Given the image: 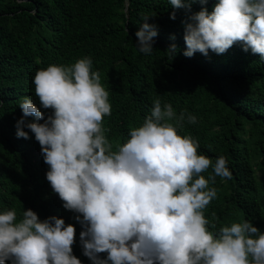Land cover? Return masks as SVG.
Masks as SVG:
<instances>
[{"label": "clouds", "instance_id": "obj_1", "mask_svg": "<svg viewBox=\"0 0 264 264\" xmlns=\"http://www.w3.org/2000/svg\"><path fill=\"white\" fill-rule=\"evenodd\" d=\"M194 2L169 0L175 9ZM148 19L135 33L144 54H151L158 34ZM189 21L186 57L223 54L241 43L264 60V0H218L211 12L201 8ZM166 50L174 57L176 45ZM33 83L40 106L51 115L45 119L23 97L16 136L28 139L24 128L34 134L52 191L66 210L79 214L80 243L92 264H264V233L251 222H232L215 233L208 228L203 210L217 196L209 183L231 179V172L224 156L213 164L198 153L196 140L178 134L185 120L196 123L194 115L177 116L171 104L162 107L155 99L151 114L113 151L105 136L110 130L103 127L111 115L109 92L90 57L39 69ZM30 116L44 122L27 121ZM209 167L213 175L206 179L202 173ZM74 243L75 228L62 218L41 221L31 209L19 219L15 210L0 212V264H81L72 254Z\"/></svg>", "mask_w": 264, "mask_h": 264}, {"label": "trees", "instance_id": "obj_2", "mask_svg": "<svg viewBox=\"0 0 264 264\" xmlns=\"http://www.w3.org/2000/svg\"><path fill=\"white\" fill-rule=\"evenodd\" d=\"M216 2L197 0L175 9L169 0H0V212L15 210L19 219L31 209L41 221L62 218L75 228L72 254L81 264H92L80 243L79 214L66 210L52 191L34 134L24 128L29 138L16 136L23 97H30L45 119L51 115L35 96L36 71L90 57L109 92L111 115L103 127L110 130L105 136L112 150L142 125L155 99L162 107L171 104L177 116L194 115L196 123L185 120L178 134L196 140L198 153L213 164L224 156L231 172V179L215 177L209 183L217 190L203 210L209 230L247 220L264 233V60L241 43L223 54H183L185 23L201 8L211 12ZM145 16L158 32L151 54L136 45ZM171 44L174 57L166 50ZM202 175L212 176V167Z\"/></svg>", "mask_w": 264, "mask_h": 264}]
</instances>
